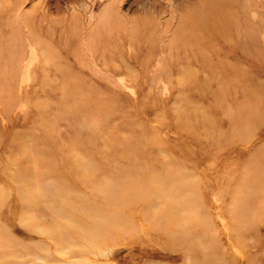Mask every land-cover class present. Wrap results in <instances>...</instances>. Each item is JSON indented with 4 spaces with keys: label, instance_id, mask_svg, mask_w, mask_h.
<instances>
[{
    "label": "rangeland",
    "instance_id": "obj_1",
    "mask_svg": "<svg viewBox=\"0 0 264 264\" xmlns=\"http://www.w3.org/2000/svg\"><path fill=\"white\" fill-rule=\"evenodd\" d=\"M0 257L264 264V0H0Z\"/></svg>",
    "mask_w": 264,
    "mask_h": 264
},
{
    "label": "bare ground",
    "instance_id": "obj_2",
    "mask_svg": "<svg viewBox=\"0 0 264 264\" xmlns=\"http://www.w3.org/2000/svg\"><path fill=\"white\" fill-rule=\"evenodd\" d=\"M2 256H4V255H2ZM2 256H1V257H2ZM61 256H62V255H61ZM1 257H0V260H1Z\"/></svg>",
    "mask_w": 264,
    "mask_h": 264
}]
</instances>
